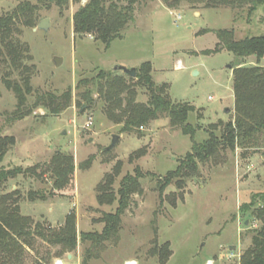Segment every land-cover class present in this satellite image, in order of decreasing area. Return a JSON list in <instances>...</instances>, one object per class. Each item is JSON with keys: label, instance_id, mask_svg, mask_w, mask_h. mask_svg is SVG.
Returning a JSON list of instances; mask_svg holds the SVG:
<instances>
[{"label": "rangeland", "instance_id": "rangeland-1", "mask_svg": "<svg viewBox=\"0 0 264 264\" xmlns=\"http://www.w3.org/2000/svg\"><path fill=\"white\" fill-rule=\"evenodd\" d=\"M25 1L36 4L39 0H0V16ZM78 7L71 3L64 11L56 6L44 9L40 19H49L48 31L37 26L21 27L16 33V39L28 48L25 63L33 67L31 84L36 93L62 95L72 88L75 95L79 80L93 78L101 70L112 71L117 66L138 69L150 62L153 81L168 85L173 102L194 107L188 116V123L196 130L194 141L203 143L213 135L223 142L224 128L236 114L231 69L236 57L226 50L211 54L206 51L216 48L219 30H234L238 40L264 35L263 7L249 15L246 7L171 10L161 0H149L137 8L135 22L124 37L108 49L89 36L74 35L73 15ZM55 58L62 60L59 67ZM246 65H257L256 58H249ZM5 72L0 69V136L14 137L16 145L2 166L26 169L48 163L62 151L74 157L76 167L70 188L47 193L45 201H31L29 194L50 191L52 183L47 176L43 180L19 176L0 189V194L20 190L23 215L57 226L75 212L81 232H101L103 225L96 221L115 208L98 205L97 187L121 162L116 189L126 174H135L140 167L144 194L133 197L123 216L118 244H107L93 264H159L150 251L156 243L166 242L173 252L167 264H207L210 260L214 264H240L239 258L227 257L232 246L237 247L233 252L241 256L251 246L253 230L259 226L251 213L264 196V135L256 147L221 151L216 160L200 163L198 173L185 180L181 190L175 180L162 193L160 182L164 183L168 172L177 169L194 145L190 135L171 126L169 118L162 117L138 133H122V126L106 119L99 102L94 111L82 113L72 104L54 116L38 108L26 118L13 121L18 101L3 82ZM138 92V101L146 103L147 91L139 88ZM29 103L33 105L34 99L30 98ZM90 121L92 125L86 128ZM115 135L120 140L108 150ZM140 150L145 155L137 158ZM89 160L90 165L86 164ZM252 201H256L255 207L242 211ZM82 249L75 253L74 261L79 260V264ZM36 250L40 254L52 252L40 241ZM35 253L27 252L26 262H31Z\"/></svg>", "mask_w": 264, "mask_h": 264}, {"label": "trees", "instance_id": "trees-1", "mask_svg": "<svg viewBox=\"0 0 264 264\" xmlns=\"http://www.w3.org/2000/svg\"><path fill=\"white\" fill-rule=\"evenodd\" d=\"M149 0H39L33 4L29 1L19 3L12 11L0 16V69H6L3 82L17 98V109L13 113V121L31 115L35 109L44 108L52 115L58 116L75 104L80 112L94 111L99 102L102 113L114 125L122 126V133H138L141 128L149 126L162 117L170 119L174 128H179L185 135H190L194 145L175 171L168 172L164 183L160 182V192L170 186L173 181L182 189L184 181L195 176L199 164L216 160L221 151L227 148L256 147L264 135V35L236 39L234 30H219V39L214 50L207 54L228 51L235 55L236 64L233 69V90L235 96V119L228 123L222 135L223 142L210 135L203 143L194 141L196 130L188 123V116L194 107L187 103H175L169 95L166 84L158 85L152 78V64L143 63L137 69L135 78L123 73L101 70L93 78L79 80L75 87L56 95L53 93H36L32 87L33 67L28 66V48L16 39L19 28H36L41 19L40 12L51 10L53 6L61 11L70 4L79 5L73 15V33L77 37L89 36L101 42L106 49L118 39H122L126 30L135 22L137 8ZM171 10L188 7L191 10L230 8L232 10L248 8L252 15L259 8H264V0H161ZM205 33L200 31L199 34ZM255 57L257 65H246L247 60ZM242 59V61H240ZM14 74L17 75L14 78ZM147 91L149 99L139 102L138 89ZM34 99L30 105L29 99ZM16 145L11 136H0V189L9 181L19 176L43 180L49 177L51 190L30 192L31 201L46 200L47 193L55 194L67 191L75 174L74 157L66 152L58 151L50 162L29 168L16 167L7 169L3 162L9 151ZM137 158L145 155L140 150ZM91 160L86 164L90 165ZM122 172V163H118L114 171L108 174L97 187V203L100 207L115 208L114 212H105L96 221L103 225L101 232L89 231L78 233L77 216L70 212L64 223L52 226L47 222H35L30 216L21 212V193L17 188L10 193L0 194V264H50L54 258L67 257L82 246L81 264H92L98 260L107 244L115 246L120 240L122 218L129 209L135 195H143L141 184L143 174L140 167L135 174H126L116 183ZM161 193V194H162ZM175 201V200H173ZM176 202H173V206ZM256 201L246 204L242 211H251ZM251 216L259 226L253 230L251 246L241 255L240 264H264V196L261 205L255 208ZM157 233V231L155 230ZM40 241L51 250L40 254L36 243ZM27 252H36L31 262H26ZM171 244L156 245L150 255L157 257L159 264H167L172 256Z\"/></svg>", "mask_w": 264, "mask_h": 264}, {"label": "water", "instance_id": "water-1", "mask_svg": "<svg viewBox=\"0 0 264 264\" xmlns=\"http://www.w3.org/2000/svg\"><path fill=\"white\" fill-rule=\"evenodd\" d=\"M49 19H45L43 21L40 22V24L38 25L37 29L39 30H43V31H48L49 30ZM240 61H242V59H240ZM62 60L60 58H55L54 63L57 67H59L61 65ZM112 72L115 73H123L129 77L135 78L137 75V69L136 68H127L125 66H117L115 67ZM230 110L228 109L227 112H229ZM120 140V136L119 135H115L113 136V142L112 145L108 148V150L113 149L116 144L118 143V141ZM237 249L236 246H232L230 248L231 251H235Z\"/></svg>", "mask_w": 264, "mask_h": 264}, {"label": "crops", "instance_id": "crops-1", "mask_svg": "<svg viewBox=\"0 0 264 264\" xmlns=\"http://www.w3.org/2000/svg\"><path fill=\"white\" fill-rule=\"evenodd\" d=\"M198 13L196 12V15H197ZM232 74H233V72H232ZM63 224V223H62ZM62 224H58L57 226H60V225H62ZM54 227H56V226H54ZM77 227H78V233L80 234L81 233V230H80V225H79V223L77 222ZM83 232V231H82ZM85 232V231H84ZM87 232H89V231H87ZM80 247L81 246H79V249H78V253H79V251H80ZM74 256L72 255V254H68L67 255V257H57V258H54L53 259V262H52V264H55V262L56 261H62L63 263H67V264H79V260L78 261H74ZM79 258V257H78ZM77 258V259H78ZM210 261H212V260H210ZM94 262V261H93ZM93 262H92V264H93ZM136 262V261H135ZM137 263V262H136Z\"/></svg>", "mask_w": 264, "mask_h": 264}, {"label": "built area", "instance_id": "built-area-1", "mask_svg": "<svg viewBox=\"0 0 264 264\" xmlns=\"http://www.w3.org/2000/svg\"><path fill=\"white\" fill-rule=\"evenodd\" d=\"M91 125H92V122L90 121V122H87V123L85 124V127L88 128V127H90ZM234 258H239V259H240L241 256L235 254V252H233V251H230L229 254H228L227 259H228V260H231V259H234ZM55 264H65V263H63L62 261H56ZM66 264H67V263H66ZM126 264H137V263H136L135 261H129V262H127ZM207 264H214V262H213V261H208Z\"/></svg>", "mask_w": 264, "mask_h": 264}, {"label": "bare ground", "instance_id": "bare-ground-1", "mask_svg": "<svg viewBox=\"0 0 264 264\" xmlns=\"http://www.w3.org/2000/svg\"><path fill=\"white\" fill-rule=\"evenodd\" d=\"M182 63V62H181ZM184 65V64H183ZM181 66V65H180Z\"/></svg>", "mask_w": 264, "mask_h": 264}]
</instances>
